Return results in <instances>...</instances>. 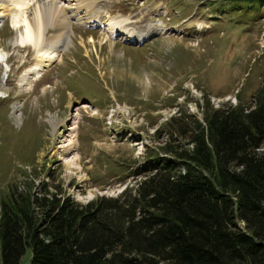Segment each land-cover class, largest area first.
I'll use <instances>...</instances> for the list:
<instances>
[{
    "label": "rangeland",
    "instance_id": "obj_1",
    "mask_svg": "<svg viewBox=\"0 0 264 264\" xmlns=\"http://www.w3.org/2000/svg\"><path fill=\"white\" fill-rule=\"evenodd\" d=\"M12 2L0 0V196L49 175L77 203L114 197L176 108L200 119L206 102L249 106L264 91V14L227 0H103L144 40L73 26L69 46L43 56L15 47Z\"/></svg>",
    "mask_w": 264,
    "mask_h": 264
},
{
    "label": "trees",
    "instance_id": "obj_2",
    "mask_svg": "<svg viewBox=\"0 0 264 264\" xmlns=\"http://www.w3.org/2000/svg\"><path fill=\"white\" fill-rule=\"evenodd\" d=\"M264 14V0H227ZM176 108L134 184L80 204L52 176L0 196V264H264V91L249 106Z\"/></svg>",
    "mask_w": 264,
    "mask_h": 264
},
{
    "label": "bare ground",
    "instance_id": "obj_3",
    "mask_svg": "<svg viewBox=\"0 0 264 264\" xmlns=\"http://www.w3.org/2000/svg\"><path fill=\"white\" fill-rule=\"evenodd\" d=\"M11 1L14 5L12 25L17 32L15 47L18 49L32 48L36 53H40L38 54L40 56L49 51L52 53L65 50L71 43L68 34H71L73 26L92 27L102 22V25L105 26L104 32L102 29V34L106 33L107 37L108 34L112 35V38L123 35L126 41L130 42H139L145 37L140 36L145 31L136 33L137 31L134 32L135 30L133 31L131 26L128 27L130 25L128 22L126 25L122 22L123 20L116 19L118 21H115L113 19L115 17L108 16L107 9L103 6V0ZM147 30L149 33L146 32V36L147 33L148 36L161 34H158L156 30ZM51 31L52 33H50ZM48 33L50 36H47ZM88 37V43H93L92 37ZM111 37L109 36V38Z\"/></svg>",
    "mask_w": 264,
    "mask_h": 264
}]
</instances>
